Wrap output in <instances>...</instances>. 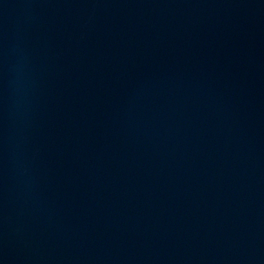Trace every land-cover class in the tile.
Wrapping results in <instances>:
<instances>
[{
    "label": "water",
    "instance_id": "95a60500",
    "mask_svg": "<svg viewBox=\"0 0 264 264\" xmlns=\"http://www.w3.org/2000/svg\"><path fill=\"white\" fill-rule=\"evenodd\" d=\"M0 264H264V0H0Z\"/></svg>",
    "mask_w": 264,
    "mask_h": 264
}]
</instances>
